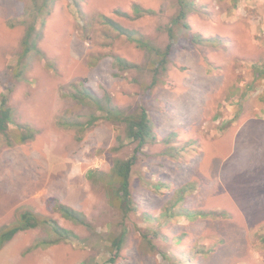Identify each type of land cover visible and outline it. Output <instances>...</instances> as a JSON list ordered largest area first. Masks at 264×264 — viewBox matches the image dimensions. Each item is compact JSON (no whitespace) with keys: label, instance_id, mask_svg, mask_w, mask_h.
<instances>
[{"label":"rangeland","instance_id":"obj_1","mask_svg":"<svg viewBox=\"0 0 264 264\" xmlns=\"http://www.w3.org/2000/svg\"><path fill=\"white\" fill-rule=\"evenodd\" d=\"M135 1L155 14H115ZM196 1L190 30L178 32L167 70L151 87L157 57L105 37L97 15L165 48L174 0H0V101L7 95L15 122L10 135L0 136V230L19 224L25 210L47 221L6 242L0 264H264V79L241 95L254 64L264 65V0ZM43 2L52 12L42 27L33 17ZM33 22L42 29L39 50L22 58ZM193 33L214 42L194 43ZM113 53L138 68L119 71ZM79 81L129 112L144 106L151 117L156 138L133 167L135 210L127 218L110 182L115 159L135 148L126 142L115 149L122 126L100 120L78 133L56 123L85 113L63 88ZM19 124L39 132L9 144ZM55 201L81 211L88 225L62 216ZM54 224L76 236L60 237ZM124 226L123 248L110 263L111 241Z\"/></svg>","mask_w":264,"mask_h":264},{"label":"trees","instance_id":"obj_2","mask_svg":"<svg viewBox=\"0 0 264 264\" xmlns=\"http://www.w3.org/2000/svg\"><path fill=\"white\" fill-rule=\"evenodd\" d=\"M176 4L175 13L169 18L165 31L168 35L169 43L165 48H160L154 45L147 36L140 32L138 29L127 27L114 19L111 16L104 14L97 15V22L101 23L104 28L102 32L105 37L114 36L124 38L130 42L135 43V45L145 50L146 52L157 57L156 63L153 68V78L150 83L151 87L160 84V76L167 70V63L170 54V49L172 47V42L177 38L178 32L181 29L190 30V25L187 22V18L190 13L194 12L198 8V2L196 0H174ZM239 0H232L233 5L236 6ZM52 6V5H51ZM49 7L45 2L38 7L37 14L33 17L34 21L41 20V26L43 27L46 22V17L52 12V7ZM115 14L120 17L127 18L129 20H136L148 15L155 14V10L152 8H146L138 2H133L130 11H124L121 9H116ZM33 22L27 29L26 33L22 39L23 51L22 58H26L32 51L38 52V42L42 36V29L38 30ZM192 42L197 44H204L209 42H214L211 38L203 37L200 34L193 33L191 35ZM113 63L114 66L119 71H128L132 68H138V64L133 63L123 56L113 53ZM209 70H212L213 64L207 62ZM256 69L254 70V78L250 84H248L247 89L242 91L243 98L248 93L250 89H255L257 80L264 79V65L259 66L254 64ZM65 96L70 97L75 104L83 105L85 113L77 114L74 117H62L60 116L56 123L63 125L65 127H71L78 131V133H85L88 129L94 126L100 120H106L109 123L122 126L123 130L117 136L118 145L115 147L116 150H121L126 142L134 143L135 148L133 154L128 158H116L113 166L111 168V180L110 182L116 185L115 193L118 200V205L123 213V217L127 218L129 214L135 210L134 200L132 198V192L130 188V177L134 165L138 160V154L141 149L155 140L156 135L154 133V126L149 112L144 106H136V108L129 112L121 107L116 106L111 96L104 95L103 97L98 96L93 90L88 88L83 81L70 82L63 86ZM248 90V91H247ZM0 101V136L10 135L11 125H14L13 109L9 105L8 97L5 94L1 95ZM259 100L264 104V93L259 95ZM73 116V115H71ZM84 117V119L82 118ZM17 132L13 134V139L8 138V143H24L32 140L35 135L39 132L36 128L28 124H19L17 126ZM14 140V141H13ZM93 172H89V176L92 177ZM184 191V189H182ZM55 210L61 213L67 219H70L76 223L88 225L85 215L78 211L77 209L63 203L60 201H55L53 204ZM200 216H205L207 213L202 211H197ZM193 215L192 213H189ZM195 214V213H194ZM47 222L40 219L35 213L30 210H25L22 213L20 223L10 227L3 228L0 230V248L9 240H11L14 235L28 228H33L40 223ZM53 229L57 235L67 239L75 237L73 231L66 229L58 224L53 225ZM127 229L124 226L122 232L112 239L111 241V253L112 256L109 258L108 262L114 263L118 259L120 252L123 248L124 242L126 240ZM79 264H85L81 262ZM101 264V263H95Z\"/></svg>","mask_w":264,"mask_h":264}]
</instances>
